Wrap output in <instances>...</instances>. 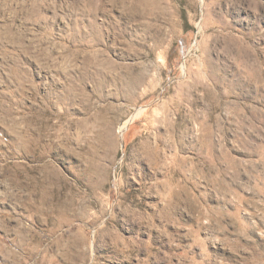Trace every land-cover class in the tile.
<instances>
[{
    "label": "rangeland",
    "instance_id": "obj_1",
    "mask_svg": "<svg viewBox=\"0 0 264 264\" xmlns=\"http://www.w3.org/2000/svg\"><path fill=\"white\" fill-rule=\"evenodd\" d=\"M0 245L264 264V0H0Z\"/></svg>",
    "mask_w": 264,
    "mask_h": 264
},
{
    "label": "bare ground",
    "instance_id": "obj_2",
    "mask_svg": "<svg viewBox=\"0 0 264 264\" xmlns=\"http://www.w3.org/2000/svg\"><path fill=\"white\" fill-rule=\"evenodd\" d=\"M4 229V228H3ZM27 234V233H26ZM21 237V236H20ZM24 239V237H23ZM26 239V238H25ZM21 241V240H20ZM0 250L3 251V253L8 256L9 258H14V252L9 249V247L1 246L0 245Z\"/></svg>",
    "mask_w": 264,
    "mask_h": 264
}]
</instances>
